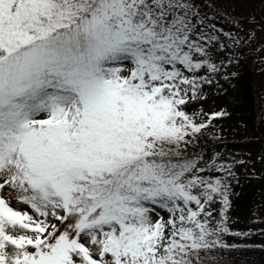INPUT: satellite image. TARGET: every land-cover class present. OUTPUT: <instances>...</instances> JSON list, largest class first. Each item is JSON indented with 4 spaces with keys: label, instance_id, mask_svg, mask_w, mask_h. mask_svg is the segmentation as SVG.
<instances>
[{
    "label": "snow or ice",
    "instance_id": "snow-or-ice-1",
    "mask_svg": "<svg viewBox=\"0 0 264 264\" xmlns=\"http://www.w3.org/2000/svg\"><path fill=\"white\" fill-rule=\"evenodd\" d=\"M243 21L216 0H0V264H230L221 250L255 246L227 238L264 234L232 212L264 154L200 143L221 140L229 113L204 104L237 75Z\"/></svg>",
    "mask_w": 264,
    "mask_h": 264
},
{
    "label": "trees",
    "instance_id": "trees-1",
    "mask_svg": "<svg viewBox=\"0 0 264 264\" xmlns=\"http://www.w3.org/2000/svg\"><path fill=\"white\" fill-rule=\"evenodd\" d=\"M220 1L222 0H216L226 13L236 16ZM242 2L249 5L252 11H256V6L264 4V0H243ZM253 17L257 19L255 13L254 15L250 13L247 21ZM249 25L255 27L256 23ZM249 29H245V32ZM239 53L242 58L238 63L230 65L227 70L229 74L235 71L237 75L234 77L229 75L227 81L220 79L217 91H211L213 87L209 88V100L205 103L207 106H204L205 109L224 108L229 113L227 117L222 118L221 140L214 142L205 136L200 143L214 145L216 151L240 153L246 159L255 161L256 157L264 154V120L259 119L262 100H264V54L262 57H254L249 43L240 48ZM211 102H215L216 105ZM253 167L254 176L241 175V184L236 186V191L240 195L233 200L232 212L241 221L236 226L243 230L264 228V224L247 223V219L251 218L252 204L264 201V164L255 162ZM260 214L264 215V211ZM227 239L238 244L246 242L249 245H255L235 250H221V255L225 256L230 264H264V247L259 246L264 245V234L254 231L251 236L243 239L233 237Z\"/></svg>",
    "mask_w": 264,
    "mask_h": 264
},
{
    "label": "rangeland",
    "instance_id": "rangeland-1",
    "mask_svg": "<svg viewBox=\"0 0 264 264\" xmlns=\"http://www.w3.org/2000/svg\"><path fill=\"white\" fill-rule=\"evenodd\" d=\"M243 0H222L221 3L224 4L225 8L229 9L230 12L236 16H240L244 18V26L245 29L250 28L252 31H254L255 36L254 38L249 41V48L251 49L252 55L254 57H262L264 54V4L258 5L255 7L256 11L250 10L251 7L244 2ZM250 13L254 15V13L257 16L256 21L259 23H256L255 27L251 25H247V18L250 16ZM263 81L261 80V83ZM211 91H217V88L213 86ZM216 97L214 96V101L216 102ZM215 102H211L213 105H216ZM204 106H207V104H204ZM246 159V157H244ZM252 166L249 167V173L251 172ZM243 175V173H241ZM237 227V226H236Z\"/></svg>",
    "mask_w": 264,
    "mask_h": 264
}]
</instances>
